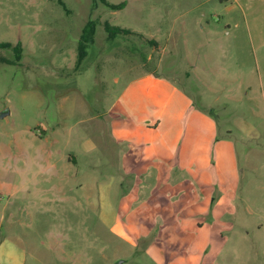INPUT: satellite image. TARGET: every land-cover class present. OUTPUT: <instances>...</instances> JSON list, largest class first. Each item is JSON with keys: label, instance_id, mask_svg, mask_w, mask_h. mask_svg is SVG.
I'll return each mask as SVG.
<instances>
[{"label": "rangeland", "instance_id": "374dc122", "mask_svg": "<svg viewBox=\"0 0 264 264\" xmlns=\"http://www.w3.org/2000/svg\"><path fill=\"white\" fill-rule=\"evenodd\" d=\"M107 1L127 6L0 0V42L22 44L20 60L0 51V264H156L153 238L133 248L112 233L116 196L94 198L117 171L107 111L145 69L178 75L236 153L210 168L214 191L235 198L209 216L199 264H264V0ZM106 23L132 33L112 38Z\"/></svg>", "mask_w": 264, "mask_h": 264}, {"label": "crops", "instance_id": "0c3cea01", "mask_svg": "<svg viewBox=\"0 0 264 264\" xmlns=\"http://www.w3.org/2000/svg\"><path fill=\"white\" fill-rule=\"evenodd\" d=\"M178 77L145 69L117 91L107 111L117 171L98 181L94 196L104 207L116 196L112 233L133 248L138 239L153 238L143 250L156 264H199L210 246L209 216L220 220L217 209L232 206L235 198L230 187L214 191L210 172L213 162L236 165L233 145ZM71 162L75 168L73 153L64 164Z\"/></svg>", "mask_w": 264, "mask_h": 264}, {"label": "trees", "instance_id": "16d2710c", "mask_svg": "<svg viewBox=\"0 0 264 264\" xmlns=\"http://www.w3.org/2000/svg\"><path fill=\"white\" fill-rule=\"evenodd\" d=\"M104 6L107 8L113 10V11H118L121 9H124L127 6L126 2H121L119 4H112L108 2L107 0H100ZM105 29L108 32L109 36L114 38L118 34H131L132 32L128 29H122L120 27H113L109 23L105 24ZM95 30H96V23L94 21H89L87 25L85 26L81 39H80V56L78 58V64H80L85 55H86V50L89 45H91L94 41V36H95ZM152 45H156V42L153 40L149 41ZM3 49H11L13 50L15 57L17 60H20L21 54H22V44L17 43L16 45L9 43V42H0V51Z\"/></svg>", "mask_w": 264, "mask_h": 264}, {"label": "water", "instance_id": "95a60500", "mask_svg": "<svg viewBox=\"0 0 264 264\" xmlns=\"http://www.w3.org/2000/svg\"><path fill=\"white\" fill-rule=\"evenodd\" d=\"M2 117H4V115H1V116H0V118H2ZM117 264H122V261H120V262L117 263Z\"/></svg>", "mask_w": 264, "mask_h": 264}]
</instances>
